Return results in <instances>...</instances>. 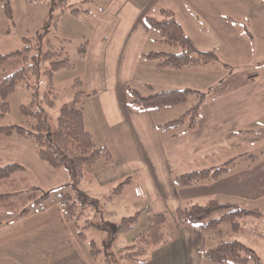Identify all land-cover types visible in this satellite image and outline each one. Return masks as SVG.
Returning <instances> with one entry per match:
<instances>
[{
	"label": "crops",
	"instance_id": "1",
	"mask_svg": "<svg viewBox=\"0 0 264 264\" xmlns=\"http://www.w3.org/2000/svg\"><path fill=\"white\" fill-rule=\"evenodd\" d=\"M99 1L92 0L88 10L78 14L88 15L91 6L95 5L94 9L98 16L93 21L94 24L88 34L86 55L80 58L79 72L76 76L81 80L82 90L90 94L84 97L82 102L84 127L90 132L96 145H106L113 161L104 164L101 159L93 168H88L85 175L92 178L91 180L99 187L110 186L130 176L125 186L131 185L137 192L141 191V194L146 195L173 193L179 198L178 193L181 192L180 197L187 196V190L191 188L197 189L196 191L207 189L210 186V179L179 186L173 177L170 178L173 165L181 164L183 161L200 163V157L204 155L206 156L203 164H206L208 155L226 148L227 144L231 145L229 138L232 135L237 139V131L249 132L248 129H243L244 124L264 116L263 82L252 77L249 84L247 86L245 84L249 87L247 91L244 92V89H247L244 86L246 80L234 92L230 91V87L223 85V77L216 73H211L212 81H207L209 85L204 84L205 78L201 71L211 62L180 69L155 66V61L141 56L142 52L147 51L145 45L147 32L150 30L145 25L143 17L155 15L161 8L170 9L184 31L195 43L201 44L204 34L200 32L198 21L206 25L205 20L211 22L218 17L227 20L226 13L218 8L219 3H223V10L230 16H250L252 8L258 4L253 0H106V4L101 6L98 5ZM36 2L42 1L10 0L12 8L10 21L15 19L24 24L35 12L38 13L39 22H43L47 7L45 5L41 8H33ZM1 10L3 6L0 3V12ZM210 26L207 25L209 29ZM117 30H127L124 35L132 34L135 37L115 42L113 35L118 32ZM27 31L15 38H8L9 30H4L3 37L0 35L2 39L0 53H8L18 48L26 38ZM255 35L254 30L251 36ZM19 62V59L12 57L0 64V79L5 73L13 70ZM230 67L231 65L227 63L226 68L230 69ZM132 82V86L136 83L141 84L147 90L149 88L154 90L155 86H160L163 89L187 87L203 91L208 88L211 90L213 83L218 86L209 102L216 106L211 112L206 113V109L211 107L204 106L209 103L206 102V98L196 127L171 136V132L175 129L166 131L158 127L164 121L161 117L154 116L160 113L154 111L162 107L138 110L131 106L128 86ZM148 84H151V87ZM141 94L145 93L141 92ZM209 95L211 94L208 93L207 97ZM245 98L248 101H245ZM219 100L217 106L216 101ZM1 121L10 123L3 119ZM241 135L243 137H240L239 145L250 142V135ZM8 162H17L25 167L24 171H16L11 175L18 181L25 178L20 184L18 183L20 187L25 188L24 186L31 184L47 189L50 193L52 190H59V194L60 190L68 187L67 172L62 171L61 167L52 168L42 161L37 155L34 142L29 138L15 134L0 135V165ZM211 167L217 168V166ZM247 168H250L248 163ZM224 175L225 172L213 179L214 185L220 180L216 189L231 192L232 189H225L221 185L220 178ZM250 176L254 174H246V178ZM227 177L222 184L225 185L224 181ZM230 185L236 186L233 183ZM9 189L8 183L0 184V193L8 192ZM83 191L89 195L85 190ZM50 193L43 208L35 205L25 215L0 218V264H105L102 258L101 262H97V258L90 255L88 245L78 237L74 225L64 212L60 195L51 196ZM177 204L173 202L168 208H173ZM164 209L154 207L155 211L166 212L163 211ZM174 215L175 209L171 210L170 220H174ZM188 225L177 226V238L165 242L166 244L160 242L152 248L160 249L161 254L156 260L158 264H194L195 257H192L190 262H186L183 252L184 240L190 231L195 233L199 243L200 233ZM180 238L181 242H179ZM190 239L194 242L193 236ZM142 264H146V260Z\"/></svg>",
	"mask_w": 264,
	"mask_h": 264
},
{
	"label": "trees",
	"instance_id": "2",
	"mask_svg": "<svg viewBox=\"0 0 264 264\" xmlns=\"http://www.w3.org/2000/svg\"><path fill=\"white\" fill-rule=\"evenodd\" d=\"M43 1L48 12L43 19L41 30L37 32L38 40L29 45L24 38L25 44L8 53H0V64L9 58H17L19 64L10 72L5 73L0 79V120L9 108L7 97L18 88L31 91V99L26 104L19 106L20 112L32 120L30 126L17 123L0 122V135L8 136L15 134L19 137L31 139L35 146L38 157L52 168L66 166L69 170V180L66 185L68 191L60 193V200L68 220L73 221L77 235L85 240V227L96 229L111 228V239L119 234L127 232L136 222L138 212L128 217H123L119 223H111L103 219V210L98 199L91 198L80 189L84 179L86 168H90L100 158L104 164H110L113 157L106 145H96L88 130L84 127L83 106L81 100L90 94L80 87V78H74L72 87L75 88L72 100L60 104L56 116V126L52 134L49 132L47 117L48 108L55 105L58 94L48 84L44 92H39L38 78L45 73L52 79L55 71L73 67V62L63 47V43L56 37L45 38L55 27L61 13L68 11L79 14L88 10L92 0H39ZM4 12L8 18L12 17L10 0H0ZM143 21L148 29L157 30L160 40L177 48L176 51L142 52L141 56L155 61V66L161 68L180 69L196 64H206L218 60L214 50L199 49L192 37L182 28L176 19L174 12L167 8H161L158 15H144ZM88 42H82L77 53L80 57L86 55ZM226 65V64H225ZM94 92V91H93ZM91 92V93H93ZM191 92L196 93L197 99L184 113L173 119L167 120L158 127L171 132V136L179 132H187L194 129L201 112L206 92L187 87H171L149 94H141L135 88L128 86L129 103L138 110L159 109L166 105L180 103L187 99ZM241 131V130H240ZM25 167L17 162H8L0 165V184L6 182L10 189L0 193V214L10 213L22 216L29 212L28 208H20L22 195L34 202L38 208L46 205L49 190L41 189L36 185L28 184L20 187L23 179L19 181L11 176L16 171H24ZM226 170L224 164L217 168H202L185 171L174 175V181L179 186H187L197 183L205 178L215 179ZM127 176L116 182L110 188V194L106 197L110 200L113 195H118L129 181ZM235 204L220 203L216 199H209L205 204H190L175 208L174 220H170L164 212H153L148 209L147 227L136 234L132 242L119 248L120 261L117 264H137L145 261L146 254L155 245L165 239L166 229L176 228L183 224H196L201 230H215L221 221H229L233 229L239 227V219L246 215L259 216L261 211L257 208L245 209L234 206ZM13 215V216H14ZM12 216V215H11ZM100 216L99 219H94ZM88 250L93 258H96L99 248L96 240H88ZM204 257L216 264H246L248 261L259 263L260 258L255 250L238 239L221 240L216 245L203 249ZM105 264H112L110 258H102Z\"/></svg>",
	"mask_w": 264,
	"mask_h": 264
},
{
	"label": "rangeland",
	"instance_id": "3",
	"mask_svg": "<svg viewBox=\"0 0 264 264\" xmlns=\"http://www.w3.org/2000/svg\"><path fill=\"white\" fill-rule=\"evenodd\" d=\"M253 1L258 5L255 8H252L250 16H230L223 10V3H219L218 8L223 13H226L227 20H223L220 17L214 18L211 22L205 20L206 25L201 21H198L200 32L204 34L203 43L198 44L196 42L198 48L202 50H214L218 58L216 62H211L207 66L205 65L206 67H202L203 69L201 72L205 78L204 84H208L209 82L207 81H212L211 73H216L223 77V85L230 87V91L235 92L238 90L240 85L246 80L247 81L244 83V86L245 84L247 86L252 77L262 80L264 86V0ZM105 4L106 0H100L98 3V5L101 6H104ZM44 6L45 3L43 1L38 3L36 2L34 3L33 8H41ZM91 7V11L88 15H78L68 11L61 13L56 21L57 24L55 27L52 26V31L45 36V38L56 37L55 39L62 42L69 58L73 62V67L55 71L52 79H49L45 73L40 74L38 78L39 92H44L47 89L48 84L51 82L58 94L55 105L48 108L47 111L50 134H52L55 129L56 116L58 114L60 104L72 100L74 95L75 88L72 87V83L74 78H79L76 75L77 72H79L80 58H83L77 53V48H80L82 42H88V34L94 24L93 21L98 16L96 9H94L95 5ZM46 12H48V10H46ZM155 15H158V12ZM0 16L1 37H3L2 34L4 33V30H9L8 38H15L16 36L24 33L25 30H28L25 34L27 43L29 45H33L38 40L37 32L41 30L42 26V22H39L38 20V13L36 14L33 12L32 17L24 24L19 23L15 19L10 21V18L6 16L4 9L1 10ZM225 21H228V23ZM207 25H211L210 29ZM210 30H212V32H210ZM254 30L256 31V35L252 37L251 32L253 33ZM126 31L127 30H119L116 32V34L113 35V40L118 42L119 40L124 41L135 37V35L132 34L124 35ZM160 38L161 36L157 30H148L145 50H177L176 47L161 41ZM1 40L2 39H0V44H2ZM24 44L25 42L23 40L19 47ZM227 63L231 65L230 69L226 68L225 64ZM132 85L133 82L129 87H133L139 92L141 91L145 94L163 90L160 86H155L156 89L154 90L153 88H149V90H147L141 84L136 83L134 86ZM211 85H213L211 90L210 88L206 89L207 92L204 90L206 92V102L212 100L218 86L213 83ZM148 86L151 87V84H148ZM246 86L245 88L247 89H244V92L249 88ZM208 93L211 94L209 97H207ZM229 94L227 95L229 96ZM30 99L31 91L25 88H18L14 92L10 93L7 97L9 108L2 119L9 121L10 123L30 126L32 120L29 117L24 116L19 110V106L21 104L28 103ZM196 99V93L191 92L187 95L186 100L177 104L163 106L161 109L154 111L160 112L158 115L154 116L156 118L161 117L164 122L178 117L190 108V106L195 103ZM83 100L84 99H82L81 102H83ZM245 101L248 100L245 98ZM219 102L220 100L216 101L217 106ZM204 106H211L206 109L207 113V111L211 112L216 105H211V102H209ZM86 125L88 126L89 123ZM243 129H248L249 132L244 130L241 132L245 133H238L239 131H237V139L232 135V137L229 138L231 145L229 146V144H227L226 148L217 152H212L208 155L206 164H203L206 156L204 155L203 157H200V163L183 161L181 164H172L173 170L171 169L170 171V178L173 177L174 179L173 175L185 171L208 168L211 166L221 167V165L224 164L226 170L224 177L221 176L222 178H220L221 185L224 186L225 189H232L234 192L217 190L216 186L219 185L220 180H218L216 185H214V181L211 177L202 180H211L209 184L210 186L207 189H201V191H196L197 189L192 188L188 189V195L184 197H180L181 192L177 194L179 198L175 197L173 193L141 194V191L137 192L134 187L127 185L124 186L119 195H113L111 200H107L106 197L110 194V188L113 187L115 183L110 186L99 187L93 180H91L92 178L88 177L86 174L81 182L80 189L85 190L91 198L98 199V202L103 208L101 214L104 220L116 224L119 223L123 217H128L133 215L135 212H138L136 222L132 225L131 229L125 233L119 234L113 240L111 239V228L96 229L94 227H85L83 229L86 235L84 240L85 244H87L88 240L91 238L96 240V246L99 248L98 254L96 255L97 262H101V258L105 257L110 258L112 264H117V261H120V254L118 251L119 248L130 244L133 237L147 227L149 216L148 209L152 208L153 212H160L155 211L154 207L165 208L163 211H166L164 213H166L169 217L171 215V210H174L177 206L205 204L208 199L212 198L216 199L220 203L235 204L234 206L236 207L245 209L257 208L261 211L262 215H246L241 217L238 220L239 227L237 229H233L229 221H221L216 225L217 228L215 230L207 231L201 230L196 224L188 225L198 230L200 238L198 243L195 233L188 231L183 247L186 262H190L191 258L195 257L194 264H214L204 257L201 246H203V249H207L216 245L221 240L234 238L242 241L247 246L255 250L256 254L260 258L259 263H254L251 260L246 264H264V116L244 124ZM92 130L94 129L92 128ZM241 134L250 135V142L239 145L240 137H243ZM186 140L188 139L186 138ZM233 142L235 144H233ZM98 161H101V158ZM247 163L250 164V168H247ZM94 164L91 165L90 168H93ZM87 169L88 168H86V170ZM61 170L67 172L69 176V170L66 166H62ZM86 170L85 173H87ZM252 173L254 176L246 178V174ZM166 177L167 175L165 173V178ZM226 177L227 179L224 181V185L222 182ZM88 179H90V181H88ZM232 183L236 186H231L230 184ZM68 190L69 189L67 187L64 190H60V193ZM50 195L59 196V190H52ZM173 202H177L178 204L173 208H168L173 205ZM35 205L36 204L29 200L25 194L22 195L20 208L32 209ZM11 215L14 214L3 213L0 214V218L6 219ZM99 218L100 216L94 217V219ZM71 223L76 229L74 222L71 221ZM191 236H193L194 242L191 241ZM177 237L178 229L173 227L169 230V228H167L165 239L162 241V244H166ZM179 242H181V238L179 239ZM152 248L148 251V255L146 254V264H158L156 260L161 254L160 249L159 247L156 249Z\"/></svg>",
	"mask_w": 264,
	"mask_h": 264
}]
</instances>
